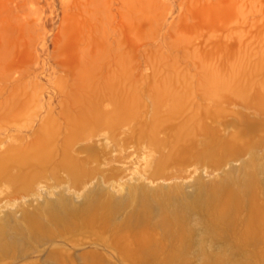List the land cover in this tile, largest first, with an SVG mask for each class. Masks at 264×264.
<instances>
[{
  "label": "rangeland",
  "instance_id": "rangeland-1",
  "mask_svg": "<svg viewBox=\"0 0 264 264\" xmlns=\"http://www.w3.org/2000/svg\"><path fill=\"white\" fill-rule=\"evenodd\" d=\"M1 159L0 264H264V0H0Z\"/></svg>",
  "mask_w": 264,
  "mask_h": 264
},
{
  "label": "bare ground",
  "instance_id": "bare-ground-1",
  "mask_svg": "<svg viewBox=\"0 0 264 264\" xmlns=\"http://www.w3.org/2000/svg\"><path fill=\"white\" fill-rule=\"evenodd\" d=\"M43 146H44V144H43ZM3 159H1L0 161H1V164H3V161H2ZM165 160V159H164ZM4 161H6V159L4 160ZM25 161V160H24ZM42 161H43V159H42ZM68 161V160H67ZM16 164V163H15ZM10 167V166H9ZM8 167V168H9ZM12 168V167H11ZM72 169H75V166L74 165H72V167H71ZM17 169V168H16ZM10 171V170H9ZM8 171V172H9ZM21 171H23V170H21ZM17 173V172H16ZM22 174V173H21ZM11 177L12 176H14V175H10ZM16 176V175H15ZM25 177V176H24ZM11 179V178H10ZM19 180H21V179H19ZM19 184V183H18ZM214 187V186H213ZM216 189H218V187H216ZM218 191V190H217ZM53 214V216H57V217H59V215H57V213H52ZM35 220V219H34ZM35 228H38V229H41V228H44V223L41 221V222H36V223H34V224H32ZM16 241H15V238H14V236L12 235V233H10V230H5L3 227H0V245H1V247L2 248H8V247H10V248H12V247H14L15 245H16Z\"/></svg>",
  "mask_w": 264,
  "mask_h": 264
}]
</instances>
